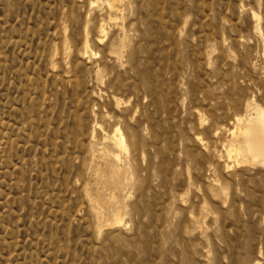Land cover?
I'll list each match as a JSON object with an SVG mask.
<instances>
[{
	"label": "rangeland",
	"instance_id": "374dc122",
	"mask_svg": "<svg viewBox=\"0 0 264 264\" xmlns=\"http://www.w3.org/2000/svg\"><path fill=\"white\" fill-rule=\"evenodd\" d=\"M124 1L125 36L111 23L86 58L84 22L105 9L0 0V264H264V166L212 157L238 140L217 129L231 112L264 110V0ZM95 122L130 151L118 227L96 215L117 186Z\"/></svg>",
	"mask_w": 264,
	"mask_h": 264
},
{
	"label": "bare ground",
	"instance_id": "6f19581e",
	"mask_svg": "<svg viewBox=\"0 0 264 264\" xmlns=\"http://www.w3.org/2000/svg\"><path fill=\"white\" fill-rule=\"evenodd\" d=\"M123 1L124 0H90L89 6H91V8L101 7L105 9V11L99 12L94 17L91 16V13L93 11L90 10L91 13L88 12L89 14L87 15V19L85 20L86 22H84L85 23L84 28L82 29L83 30V41L81 40L82 41L81 56L87 58V57H91V55H96V52H93L92 50L91 43L94 41L95 43H101L105 39V37H107L108 26L111 23H113V25L115 24L118 26V30L120 34L122 35V37L125 36V33H126L124 29L125 25H124V22L122 21L125 16L123 14V8H122ZM251 16L254 22L253 32L261 40V42L263 43V47H264V36L262 34V31L259 25V17L253 11L251 12ZM123 41H124V38L121 39L122 43ZM68 48H70V45L65 40L64 41V50H65L64 55L68 51ZM59 54L60 52L55 47L54 53H53V59H51L53 68H55L56 66L55 58H57ZM96 66L97 65H91L90 68L96 71ZM254 101L255 100H251L249 102L246 101L247 102L246 108L252 107L253 109H255L254 111L256 112L254 116L246 115V114H243L237 111H233L228 115V117H226L227 122L225 124H222L220 127L218 126L219 128H217V129L228 131V133L230 132L231 137L233 139L237 138L238 136L237 138L238 140L234 143H231L230 147L228 148L226 147V143L222 141H220L219 143V140H216V146L213 149L214 155L213 156L211 155V156L215 158L216 163L220 164L223 170L230 169L233 166L232 163L236 164V166H239L240 164L245 165V166L252 165V164H259V165L264 166V110L263 108L259 109L258 107H255L254 103L256 102ZM118 104L119 102L117 103V106ZM195 113L198 115V119H199L198 122H200V127H201L205 123L204 122L205 117L198 110H196ZM93 127L94 129H92L93 130L92 135L94 134L95 129L97 128L99 132L101 133V135H103L104 140L108 141V143L105 144L103 148L92 151L93 160L95 162H97L98 160H103L102 162L106 161V163L108 162V165H107L108 177H107L106 182L113 183L117 186L116 191H110L109 193H107L105 201L102 198L101 194H99L98 192L94 195L93 198H94L95 208H97L96 215L98 219L104 222L102 224V227L104 226V227L112 228V227L122 226L124 219L122 217L121 197H123L122 190L125 186V181H126V170L124 167L125 164L123 165L122 160L123 159L125 160V158L130 152L128 151L129 149H128V143L126 140V136L118 123L113 124L110 128H105L102 124L97 122ZM228 133L226 132V134ZM229 138L226 137V139H229ZM194 139L202 148L207 147V143L204 141L201 135L195 134ZM218 144H220L221 148L226 151L225 159L221 153L222 150L221 151L219 150L221 148H218L217 146ZM216 186L218 185L216 184ZM87 196L90 197V195H87ZM90 200H91V197H90ZM105 204L111 205V213L109 214L110 216L104 218V212L102 209L104 208ZM99 224H100V221H99ZM102 230H103L102 228L99 229V234L100 232H102Z\"/></svg>",
	"mask_w": 264,
	"mask_h": 264
}]
</instances>
